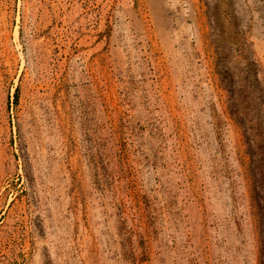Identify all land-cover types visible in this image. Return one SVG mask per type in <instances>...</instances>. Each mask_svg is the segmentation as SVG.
<instances>
[{
    "label": "rangeland",
    "instance_id": "obj_1",
    "mask_svg": "<svg viewBox=\"0 0 264 264\" xmlns=\"http://www.w3.org/2000/svg\"><path fill=\"white\" fill-rule=\"evenodd\" d=\"M256 141L264 0H0V264H260Z\"/></svg>",
    "mask_w": 264,
    "mask_h": 264
},
{
    "label": "trees",
    "instance_id": "obj_2",
    "mask_svg": "<svg viewBox=\"0 0 264 264\" xmlns=\"http://www.w3.org/2000/svg\"><path fill=\"white\" fill-rule=\"evenodd\" d=\"M261 126L259 125L257 128L254 129H247L248 130V137H247V141H249V137L253 136L256 138H259V130H260ZM255 138V139H256ZM257 143V141H256ZM250 149V142L247 143ZM254 144V143H252ZM257 147L258 150L260 152H263L264 150V146L263 144H259L257 143ZM262 150V151H261ZM258 155V153H257ZM252 159H254L253 155H251ZM261 160V159H260ZM264 161L262 160V168L264 167ZM257 174L253 173V202H255V206H256V215L258 217V222H259V228H260V232L262 235V242H261V251H260V264H264V200H263V196L260 195V191H262V193H264V178L262 177V179H259L257 177ZM259 190V191H258ZM261 193V194H262Z\"/></svg>",
    "mask_w": 264,
    "mask_h": 264
}]
</instances>
